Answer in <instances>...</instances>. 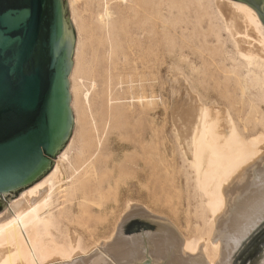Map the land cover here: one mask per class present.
Returning a JSON list of instances; mask_svg holds the SVG:
<instances>
[{
	"label": "bare ground",
	"instance_id": "1",
	"mask_svg": "<svg viewBox=\"0 0 264 264\" xmlns=\"http://www.w3.org/2000/svg\"><path fill=\"white\" fill-rule=\"evenodd\" d=\"M92 1L93 0H91V2ZM103 1H105V0H102V2ZM112 1H114L116 5L126 7V9L128 10L129 16L128 17L126 16V19L128 18V20H127L128 22L126 21V23L130 22V27L128 26V24L127 25L125 24V26H128V28H130V29H126L124 26H118L117 27L118 30L116 32H113V30L115 29L117 24L115 25L116 21H115V19H113L112 9L109 7V5L104 7L101 13H99V14L97 13L98 14L97 18L101 24H102V22H104L103 25H99V26L100 27L104 26L103 30L106 29L107 32L109 33V35H106V33H105V35L109 36V38H110L109 40L111 42L115 39V37L117 35H120V36L127 35L128 31L131 32L129 35L134 33L136 36H138L140 38L146 37L147 39H149V37L151 35H153V33L155 35V31L157 29L165 26V25H163V22H164V20H166L167 14L173 13L169 8L166 7L165 0H112ZM187 1H188L187 5L185 4L186 6H184L186 11L190 10L191 5H195L194 17L193 18L190 17L191 19H193V21H195V24L199 21V18H204V21H203L204 25H202L201 27L205 28V29L206 28L209 29V32L206 29L207 32L205 35H207V36L212 35L213 36V39H210V41L208 40V42L209 43L210 42L211 43H213V42L217 43V45L216 44L214 45L216 47L220 43L221 46L223 47V50L221 52L222 56H220L217 59V63L222 64L220 67L222 69H225L226 73L230 72L232 74V77H227V78H229V79L233 78V81H234L233 83H234V86H236L237 94L240 95L241 97L245 98L246 100L250 101L251 105H254L253 107L255 109L261 111L264 115V25L261 22L257 12L247 3H244L242 1H237V0H187ZM68 3H69V1H68ZM86 5H87V3H86ZM153 7H156V9H154ZM84 11H85V9H84ZM88 11L89 10H87L86 12H88ZM181 12L183 13V11H181ZM123 13H121V14H123ZM180 13H178V16ZM82 14H84V13H82ZM121 14L119 13V16ZM155 18H159V21L155 22L154 25H152L154 20H156ZM170 18H171V16H170ZM180 18H182V17H180ZM82 19H80L79 24H80V22H81V24L83 22H85V21H83L85 19H83V20ZM126 19L122 18V20H126ZM189 19H187V22ZM73 22H74V24L76 23L75 18H74ZM181 22H184V21H181ZM88 23L90 24L89 26L93 25V24H91V22H88ZM84 25H86V24H84ZM84 25L80 28H85ZM78 26H80V25H78ZM89 26H87V28H89ZM92 27H94V25ZM80 28H79V30H81ZM193 28H195V27H193ZM81 33H83V32L81 31ZM84 33H83V35H84ZM87 33L88 32L86 31V35L88 36L89 34H87ZM134 34H133V36H134ZM78 36H81V35H78ZM97 36H100V35H97ZM90 37H92L91 34H90ZM93 37H96V35L94 34ZM129 37H131V36H129ZM86 39H87V37H86ZM99 39L97 38V40H99ZM117 39L118 38H116V40ZM121 39H118V40H121ZM136 39L138 40L137 37L135 38V40ZM75 40H76V38H75ZM97 40H95V41L93 40V42H97ZM101 40H104V39L101 38L100 41ZM129 40H130V38H129ZM204 40H205V38H204ZM88 41L91 42L90 40H88ZM120 43H121V41L119 42V46H120ZM138 43H139V41H138ZM97 44H99V43H97ZM111 44H110V49H113L115 52L116 49H114L115 47L112 48ZM121 44L123 46V42ZM139 44L133 43L132 44L133 46H129V49L131 50L130 53L132 55V58L134 60H137V61H139V58L141 57V55H143V53L144 54L146 53V50L144 52H142L143 50L141 49ZM206 44H207V42H206ZM148 45L150 46V44H148ZM96 46L97 45H95L94 48H96ZM122 46H121V48H122ZM146 46H147V44H146ZM146 46H145V48H146ZM81 48H84V46H82V44L78 43V44L74 45L73 51H72L73 52V63H72L70 74H69V91H70L71 95L75 91V85H76L75 81L79 80V82H81V80L83 79V77L81 80L79 79L81 74L78 73L79 71H81L80 70L81 66H79L78 64L82 65L81 62L84 63V61H80L78 63V56H79V53L81 52ZM91 48H92V46H91ZM86 49H87V47H86ZM93 50H92V52H93ZM119 51H117V52H119ZM92 52H91V55H92ZM100 52H101V49H100ZM110 52H112V51H110ZM110 52H108V54H111V56H112V53H110ZM94 53H95V51H94ZM83 54L84 53H82V55ZM97 54H98V52H97ZM115 54H116V52H115ZM115 54H114V56H115ZM102 55H104V52ZM119 55H120V53H119ZM175 55H176V57H178L180 59V61H182L181 58H182V56H184V51L182 49L181 50L179 49L175 52ZM89 56H90V54H89ZM97 56H99V54ZM111 56L107 55L106 58L111 57ZM153 56H154V54H153ZM208 56H210V55H208ZM92 57H94V56H92ZM112 58H114V57L112 56L110 58V60H112ZM120 58L117 57V59H120ZM148 58H149V56H148ZM199 58H200V60H198V58H195V66L198 65V63H201L204 65L205 61L207 60V59H205V57L201 58L199 56ZM81 59H84V58H80V60ZM92 60H94V58L89 59V61H92ZM97 60H98V58H97ZM107 60H109V59H107ZM117 61L120 62L119 60H117ZM86 62H87V60H86ZM118 62H117V64H118ZM87 63H89V62H87ZM94 63L96 65V62H94ZM94 63H92V64H94ZM107 63H109V62H107ZM139 63H140L139 65L141 67H143V66L149 67L150 60L148 59L147 61H142V62L139 61ZM89 64H88V67H89ZM92 64L90 66H92ZM115 64L116 63H113V65H115ZM123 64H119V65L123 66ZM77 66H79V67H77ZM192 66L193 65H191V67ZM84 67H85V65H84ZM86 67H87V65H86ZM86 67H85V71H86ZM88 67H87V69H88ZM108 67H110V66H108ZM77 68H78L77 73L79 75L78 77L76 76ZM91 69H92V67H91ZM94 69H95V67H94ZM102 69H103V67H102ZM117 69H119V67H117ZM137 69H138V67H137ZM82 70H84L83 67H82ZM95 70L97 71L99 69H97V67H96ZM105 70L108 71V73L111 71L110 69H108V70L105 69ZM220 70H218V71H220ZM223 72H224V70H223ZM102 73H104V71ZM108 73H106V75H103V74H101V75L107 77ZM89 75L91 76V74H89ZM89 75L87 74L88 77H90ZM94 75H96V74H94ZM113 75L111 74V77ZM117 75L118 74L115 73V75L113 77H115ZM228 76H230V75H228ZM105 77L103 79H105ZM141 77H142V75H141ZM85 79H87L86 76H85ZM111 79L113 82V78H111ZM114 79H117V77ZM145 79H143V80H145ZM204 79L207 81L208 78H204ZM88 80H87V82H88ZM125 80L127 82H129L127 80V78ZM139 80L140 79H138V81ZM224 80H226V78H224ZM91 81L92 80H90L89 82L92 85H95L92 83V82L95 83V81L94 80L92 82ZM106 81H103V82L106 83ZM181 81H182L181 78L180 79L175 78V79H171L170 83H171V85H172V83H173V85L175 83H177L178 87H179L182 85V83L185 82L184 80H183L184 82H181ZM179 83H181V85H179ZM79 84H81V83H79ZM141 84H140V86H141ZM113 85H115L114 82H113ZM116 85L114 87H116ZM136 85H138V84H136ZM146 85H147V82H146ZM85 86L83 83L82 88H84ZM125 86H128V85H125ZM107 87L108 86H105V88H107ZM128 87H130V86H128ZM105 88L103 90H106ZM111 88H112V86H111ZM125 88L123 86L122 89L124 90ZM175 88H177V87H174V89ZM85 89H87V88L85 87ZM85 89H83V90H85ZM89 89H91L90 86H89ZM112 89H113V91L115 90L114 88H112ZM101 90H102V88H101ZM139 90H140V88H139ZM179 90H181V89H179ZM107 91H108V89H107ZM113 91L111 90L112 93H113ZM124 91H126V90H124ZM129 91H130V89H129ZM175 91H176V89H175ZM81 92H82V90H81ZM83 92H82V96L84 95V97H81V98H85L86 102H87V94L88 93L84 92V94H83ZM119 92H121V90ZM91 93H92V91H91ZM115 93H116V91H115ZM92 95H93L92 99L94 98V100H95L96 99L94 97L95 92ZM138 95H139V93H138ZM112 96H113V94H112ZM75 97L76 96H74V100H75ZM120 97L121 96H118L117 99H120ZM108 98L109 97H107V99ZM92 99L90 101H92ZM124 99H125V95H124ZM179 99H180V96L177 100H179ZM181 99H182V97H181ZM183 99H184V97H183ZM185 99H187V98H185ZM199 100H200V102H199ZM77 101L78 100H75L74 102L77 103ZM120 101H122V100L120 99ZM120 101H119V103H120ZM124 101L126 104L127 103L126 100H124ZM124 101L121 102L122 105H124ZM136 101H138V100H136ZM92 102H90V103L92 104ZM110 102L113 103L114 101L113 102L110 101ZM115 102H117V101H115ZM178 102H180V101H178ZM90 103H87V104H90ZM93 103H95V102H93ZM183 103L181 101L179 104L182 105ZM84 104H82V106ZM108 104H109V102H108ZM70 105H71V108L73 110L74 108H73V102L72 101L70 102ZM92 105H90V106H92ZM127 105H128V103L126 104V107H127ZM130 105H132L131 100H130ZM79 106H80V104H79ZM87 106H89V105H87ZM87 106H85V107H87ZM212 106L209 107V106L205 105L204 103H201V99L199 98V96L198 95L195 96V124L193 125V128H192V131H191V134H190L188 141L185 142V145L182 143L183 144L182 149L179 148L180 154L183 153V155H186L185 156V162L183 161L182 163H184V164L186 163L185 167H186L187 171H185V172H186L188 180L191 182L190 188L192 189L193 195L195 196L196 206H197V209L199 211V216L202 220V225L206 229V234H207L206 236H203V237L202 236H189V237L180 236L177 234V232L174 231L173 227L169 223V220H167L166 217H162V216L158 217V219L160 221H157V223L156 222L154 223L155 225H153L152 231L151 230L141 231L140 233H138L136 235H126L125 234L126 226H127L128 221L131 218L139 217V218H152V219H154V217H155V215L154 216L151 215V212L149 213V211H147V209H144L145 207L137 206V204L135 205L133 203L132 199L131 198L129 199L127 197V199L125 201V205H124V211L121 213V215L119 217V221L116 224L117 226L112 231V233L109 236L102 238L100 240H96V241L93 240L94 244L91 247H87V245H85V243L83 241L84 238H81V236L79 235L78 232H77L78 234H75L74 231L70 232L69 230H65L62 228L61 223H63V222L61 221V223H60V218H61L62 214L64 213L63 212L64 210H62V209H57L56 211L54 210V207L58 202V196L60 195V193H62L61 195H64V197H67L66 198L67 200L72 201L73 199H76V197H77L76 194L79 191H81L79 193L80 194L79 200L78 199H77L78 201L76 200L77 201L76 207L78 208V210L73 209L76 212L78 211L79 212L78 214H80V215H82V214L87 215V216L93 215L94 214L93 212H95V210L93 209L94 207H96V209H98L99 212H105V210L109 204H107V206H106L105 203L108 201H106L104 203V201L99 199L103 196V193H104L103 190H105L102 187H100L101 185H99V183H100L99 181L102 179V177H100L101 176L100 173H102V171L99 173L100 176H98V179L100 178L99 181L97 180L99 182V183H97L98 185L93 184L94 186H92V188H91V186L86 185V183H84L85 181L83 180V178H85L87 176V174H89L90 171L92 170L89 160L91 158H94V159L96 158V160H97V157H95V156L93 157V155L95 154L96 151L90 152L91 153L90 159H89V156L84 155L88 159L87 158L81 159V156H79L80 159L78 161L74 160V162H76V163H74L71 160V157L69 156V152H70V149L72 147L71 144L73 143V139L69 138L71 140L70 141L68 140L69 143L66 144V146H63L64 147V148H62L63 150L61 152H59L57 159L54 160L53 165L48 170V172L46 174H44L41 178H39L38 180L33 182L32 184H30L28 187L21 190L18 194L19 196L12 201L10 200L9 204L7 203L8 206L4 209L3 212L0 213V264H133V263H135V262L137 263V261H139V260L141 261L143 259L148 260L150 263L155 262L157 264L158 263L159 264H228L229 259H230L229 251L231 248H234L235 246L234 247L225 246L224 248H222L223 250L221 252L220 251L221 246H220V242L218 240L219 233H220V231H223V225H225L226 228H230L232 233H235L234 236L235 235L240 236V235H242L243 231H245V228L247 227V225H252L259 218V216L262 215V213L264 212V169L260 171L261 176L256 178L255 181L248 183V182H245V179H244L240 183L244 187L246 186L249 190H251V192L257 194V197H256L257 200L255 202L256 204H253V205L247 204L246 205L244 203L234 201L232 197L226 198V196H227L226 192H228V189L229 188L231 189V187H228L229 184H227V186H225V183L233 176V174L244 163H246L249 160V157L251 159V157L253 155H255V156L258 155L260 157L258 159V161L264 162L263 161L264 160V154L262 155V153L264 152V146L258 147L259 144L262 141H264V133H261V134L258 133L257 135L250 137L247 140H242L239 133H238L237 126H236V124H235V122L231 116L230 111L228 109H226L225 107H223L224 108L223 110H219L218 108L217 109L215 108L216 105H215V107L213 106L215 109ZM217 106H219V105H217ZM76 107L78 109V105ZM95 107H96V105H95ZM100 107H102V106H100ZM112 107H114V106H112ZM112 107L110 109V112L112 110ZM126 107H125V109H126ZM97 108H98V105H97L96 109ZM93 109L95 110V108H93ZM99 109L100 108H98L97 110H99ZM179 109H180L179 111L181 112L182 116L187 115V110L185 111V109L182 107ZM97 110H96V112H97ZM107 110L109 111V109H107ZM126 110H122V111L126 112ZM129 110L131 111V109H129ZM86 111L89 112L90 110L87 109ZM86 111L85 112L83 111L82 113H80V110H79V113L83 117H86V116H88L87 115L88 112H86ZM179 111H177V112H179ZM92 112H93V110H92ZM99 112H97V113H99ZM83 113L86 115L84 116ZM103 114L105 115V113H103ZM80 115L78 118L79 120H80V117L82 118V116H80ZM102 115H99L100 118H102L101 117ZM90 116H91V114H90ZM96 116L98 118V115H96ZM96 116H94V118L90 117V120L96 119L95 118ZM178 116H179V114H178ZM73 117H74L73 122L76 123L77 117H75V116H73ZM86 118H88V117H86ZM127 118H128V115H127ZM140 118L141 117H139V119ZM82 119L84 120L85 118H82ZM103 119H104V123H105V121H106L105 117ZM83 120H80L79 122L81 123V121H83ZM139 121L137 120V122H139ZM112 122H114V121L112 120ZM90 125H87V126L90 127ZM95 125H96V123H95ZM110 125L108 128H110ZM126 125H127V122H126ZM134 125L139 126V124H137V123ZM134 125L131 124L132 127H134ZM91 126L93 128V126H94L93 123ZM81 127H82V125H81ZM92 128H89L90 129L89 132L92 131ZM86 129L89 130L88 127ZM105 129H106V127H105ZM139 129L141 130L140 127H139ZM139 129H138V131H139ZM81 131L82 130H79L81 135H83ZM85 132L88 133L87 135H89L88 131L85 130ZM94 132H96V130ZM101 132H103V131H101ZM174 132L175 131H173V133ZM135 134H136V132H135ZM174 134H176V136H177L178 133L176 132ZM136 135H138V134H136ZM134 136H132V139L134 138ZM84 137L85 136H81L80 140L83 139ZM102 137L106 138V134H105V136L102 134ZM117 137L114 136V138H116V139H117ZM118 138H120V140L124 139L122 136H119ZM90 139H92L91 136L89 139H87V141L91 142L94 140V139L93 140H90ZM100 139L102 140V138H100ZM101 140H99L97 138L96 139L97 143L94 140L96 147L100 145L99 143H101ZM87 141L84 142L85 145H83V144L81 145L83 148L78 151L77 155H83V152L87 151L86 149H89V146H87ZM104 141H106V140H104ZM144 141H145V139H144ZM116 142H117V140H116ZM178 142H179V140H178ZM76 143H77V141H76ZM91 143H92V145H94L93 142H91ZM102 143H103V141H102ZM179 144H181V143H179ZM92 145L90 144V146H92ZM101 145H103V144H101ZM108 145H109V143H108ZM131 146H132V144H131ZM112 147L113 146H111V148ZM90 148L92 149V147H90ZM97 148H99V147H97ZM133 148L131 150H133ZM91 149H89V150H91ZM107 149H109V148L107 147ZM127 149H129V148H127ZM183 149H184V152L182 151ZM131 150H128V151H131ZM122 151L124 152V150H122ZM128 151H127V153H129ZM131 153L132 152H130V154ZM70 155H71V153H70ZM101 155H104V152ZM97 156H98V154H97ZM105 156H107V155L100 156V158L101 157L105 158ZM108 156H109V154H108ZM111 156H110V158H111ZM129 156H124V158L129 157ZM131 157H133V155ZM82 158H84V157H82ZM98 159H99V157H98ZM111 160H112V158H111ZM107 161H108V159H107ZM93 162H91V164ZM64 163H66V166L71 171V172H69L70 174H68V175H66L63 172ZM115 164H117V162ZM118 165H120V164L118 163L116 166H118ZM121 165H123V162H121ZM113 167H114V165H113ZM125 167H126V165H125ZM125 167H123V168H125ZM97 168H98V166H97ZM105 168H106V166H105ZM65 169L67 171V168H65ZM106 169L104 171H106ZM111 169L112 168H110V170ZM120 169H122V168L120 167ZM115 170L114 171L112 170V171L115 172ZM95 171H94V173H95ZM105 173L109 174L110 173L109 169ZM244 174L245 173H242L241 178H240V176H237V178L243 179L245 177V175L247 176L248 173L245 175ZM103 176H105V175H103ZM95 177H97V174ZM88 178H89V176H88ZM90 179H91V177H90ZM95 180H96V178H95ZM85 185L87 186V188L85 187ZM114 188H116V187H114ZM112 192L114 195V190ZM104 194H106V192ZM93 196L96 197L97 199H99L98 202H95V206L92 204V202H94ZM117 198H118V196H116L115 201H117ZM119 200H122V199L118 198V201ZM113 201H114V199H113ZM60 205H62L61 202H60ZM110 205H109V207H110ZM115 205H117V204H115ZM115 205H114V207H115ZM62 207H64V206H62ZM68 210L69 211H67V212H73V210L71 208H68ZM110 212L112 213V211H110ZM108 216H110V215H108ZM103 218H105V217H103ZM64 219H66V218H64ZM109 219H112V218H109ZM97 220L98 219H96V222H97ZM106 220H107V218H106ZM155 220H157V217L155 218ZM102 222H103V220L98 222V225H99V223L101 224ZM109 223H110V221H109ZM105 224H106V222H105ZM104 226H106V225H104ZM99 227H101V226H99ZM76 231H78V230H76ZM82 231L84 232V230H82ZM100 235H101V231H100ZM85 236L87 237V235H85ZM91 239L92 238H90V241H91ZM260 264H264V257H263V259H261Z\"/></svg>",
	"mask_w": 264,
	"mask_h": 264
},
{
	"label": "rangeland",
	"instance_id": "2",
	"mask_svg": "<svg viewBox=\"0 0 264 264\" xmlns=\"http://www.w3.org/2000/svg\"><path fill=\"white\" fill-rule=\"evenodd\" d=\"M66 1H67L68 10H69L68 18L70 19L72 25L74 24V22H73L74 18L76 19V23L74 24L75 26L73 25L74 32L76 33L75 37H74L73 47L75 44H78V43L82 44V46H84V48H81V52H80L81 54L79 53L80 57L78 56V63L80 61H84V63L81 62L82 65L78 64L79 66H81V69H80L81 71L78 72V68L76 71V76L78 77L79 76L78 73H79V74H81L79 79L81 80L83 77L84 80L82 79L83 81L81 80V82H79V80H76L75 81V84H76L75 85V91L73 92L72 95L70 94L71 100H69V104L72 101L73 102V108H74L73 110L71 108L72 119L74 118L73 116L77 117V122L72 123V127H71L69 137H68L66 143L64 144V146H66V144H68L69 141L71 139H73V143L71 144L72 147H71L70 152H69V156L71 157V160L73 162H74V160L78 161L80 159L79 156H81V159H86L87 157H85V156H89V159H90V155H91L90 152L96 151L95 154L93 155V157L94 156L97 157V160H96V158L95 159L91 158L89 160L92 170L90 171L89 174H87V176L85 175L86 177L84 176L86 179L83 178V180L85 181L84 183H86V185L91 186V188H92V186H94L93 184H97L100 182L99 183V185H101L100 187L105 189V190H103V192L104 193L106 192L107 195L103 193V196H102L103 198L101 197L99 199L104 201V203L106 201H108L105 203L106 206H107V204H109V205L111 204V205H110V207H109V205L107 206L108 209L106 208L105 212H99L98 209H96V207H94L93 209L95 210V212H93L94 213L93 215H91V216H87L84 214L80 215V214H78L79 213L78 211L76 212L74 210H76V209L78 210V208L76 207V203L80 198L79 193L81 191H79L76 194V196H77L76 199H73L72 201L67 200L66 199L67 197H64V195H61L62 193H60V195H59L60 197L58 196V202L55 205L56 208L54 207V210L55 211L57 209L64 210L63 211L64 213L62 214V216L60 218V223H61V221L63 222V223H61L62 228L65 230H69L70 232L74 231L75 234L79 233L81 238H84L83 241H84L85 245H87V247H91L94 244V241L100 240L102 238L109 236L112 233V231L115 229V227L117 226L116 224L119 221V217H120L121 213L124 211L125 201L128 197L129 199L130 198L132 199V201L135 205L137 204V206L145 207L144 209H147V211H149V213L151 212V215H153V216L155 215V217H154V219H152V218H139V217L131 218L128 221L127 226H126V232H125L126 235H136V234L140 233L141 231H149V230L152 231L153 225H155L154 223L155 222L157 223V221H160L158 219V217L162 216V217H166L167 220H169V223L173 227L174 231L177 232V234L180 236H183V237H189V236H202L203 237V236H206L207 235L206 229L202 225V220L199 216V211H198L197 206H196L195 196L193 195V191L190 188L191 182L188 180L186 172H185V171H187V169L185 167L186 163L185 164L182 163L183 161L185 162V156L186 155H183V153L180 154V149H182L183 144L185 145V142L188 141L190 134H191V131H192V128H193V125L195 124V96L198 95L199 98L201 99V103H204L205 105H207L209 107L212 105L215 107V105H216V107H215L216 109L218 108L219 110H223L224 109L223 107L228 109L231 113V116H232L236 126H237L238 133H239L242 140H247L250 137L257 135L258 133L259 134L264 133V115H263V113L261 111L255 109L253 107L254 105H251L250 101L246 100L245 98H243L237 94V89H236V86H234L233 78H230V79L227 78V77H232V74L230 72L226 73L225 69H222L220 67L222 64L217 63V59L220 56H222L221 52L223 50V47L221 46V44L219 42L218 43L220 45L218 44L217 47L214 46L215 44L217 45V43H215V42L209 43L208 42V40L210 41V39H213V36L208 35L209 36L208 37L207 35H205L207 30L209 32V29L206 28L207 29L206 30L205 28L201 27L202 25H204V23H203L204 18H199V21L197 22L198 24L197 23L195 24V21H193V19L190 18V17H192V18L194 17L195 5H191L190 10L186 11L184 6L187 5V3H188L187 0L186 1L185 0H165L166 7L169 8L174 14L173 13L167 14L166 20H164V22H163V25H165V26L157 29L155 31V35L153 33V35H151L149 37V39H147L146 37L140 38L133 33L135 36L134 37L133 34L129 35L131 32L128 31L127 35H124V36L117 35L116 37L114 36L115 39L112 41L113 43L109 40L110 39L109 36H106V35H109V33L107 32L106 29H105L106 31L103 30L104 26H101V27L99 26V25H103L104 22H102V24H101L98 21V18H97L98 14L102 12L104 7L109 5V7L112 9V12H113V19H115V21H116L115 25L117 24L115 29L113 30V32H116L118 30L117 29L118 26H124L126 29H130V28H128V26L130 27V22L126 23V21L128 20V18L126 19V16L127 17L129 16V14H128L129 12L126 9V7L116 5L115 2L112 0H108L109 2L107 0H105L103 2H102V0H93L92 2H91V0H73V1L72 0H66ZM68 1H69V3H68ZM86 3H87V5H86ZM83 8L85 9V11ZM153 8L156 9V7H153ZM87 10H89V11L86 12ZM181 11H183V13ZM177 12L178 13L181 12L179 14V16L182 18H180L178 16ZM82 13H84V14H82ZM119 13L120 14L123 13V14H121L119 16ZM170 16H171V18H170ZM121 17L123 19H126V20H122ZM82 18L85 20H83ZM80 19L85 21L83 23L86 25H84L83 23L81 24V22L79 24ZM155 19L156 20H154L152 25H154L155 22L159 21V18H155ZM187 19H189L188 22H187ZM181 21H184V22H181ZM88 22H91V24H93L94 27H92L93 25L89 26L90 24ZM125 24L126 25L128 24V26H125ZM78 25H80V26H78ZM83 25L85 28H80ZM87 26H89V28L90 27L91 28L89 29V28H87ZM193 27H195V28H193ZM79 28L81 30H79ZM81 31L83 33L85 32L84 33L85 36L83 35V33H81ZM86 31L88 32L87 34H89L88 36L86 35ZM93 33L96 35V37H93V35H94ZM105 33H106V35H105ZM90 34L92 37H90ZM78 35H81V36H78ZM97 35H100V36H97ZM129 36H131V37H129ZM86 37H87V39H86ZM136 37L138 38V40L137 39L135 40ZM75 38H76V40H75ZM97 38L98 39L102 38L104 40L100 41V39L97 40ZM116 38H118V39L122 38V39L116 40ZM129 38H130V40H129ZM204 38H205V40H204ZM88 40H90L91 42H89ZM93 40L94 41L97 40V42H93ZM120 41H121V43L123 42V46L121 43L119 46ZM138 41L141 45L138 43ZM144 42L147 44V46ZM206 42L208 45L206 44ZM97 43H99V44H97ZM109 43L110 44L112 43L111 44L112 48L115 47L114 49H116L115 52L118 56L115 54L113 49H110ZM133 43L139 44V46L143 50L142 52H144L146 50V53L145 54L143 53V55H141V57L139 58V61L142 62V61H147L149 59L150 60L149 67L148 66L141 67L139 65L140 64L139 61L134 60L132 58V55L130 53L131 50L129 49V46H133L132 45ZM148 44H150V46L151 45L152 46L150 47ZM95 45H97L96 46L97 49L94 48ZM91 46H92V48H91ZM121 46H122V48H121ZM145 46H146V48H145ZM86 47H87V49H86ZM100 49H101V52H100ZM179 49L180 50L182 49L184 51V56H182V58H181L182 61H180V59L178 57H176V55H175V52ZM92 50H93V52H92ZM94 51H95V53H94ZM110 51H112V52H110ZM117 51H119V52H117ZM91 52H92V55H91ZM97 52H98L99 56H97L98 55ZM103 52H104V55H102ZM108 52L112 53V56L114 57V58H112V60H110V58L112 56H111V54H108ZM82 53H84V54L82 55ZM119 53H120V55H119ZM89 54L91 57L89 56ZM106 54L108 56L110 55L111 57L106 58V56H107ZM114 54H115V56H114ZM153 54H154V56H153ZM208 55H210V56H208ZM92 56H94V57H92ZM116 56L119 58L121 57V58L117 59ZM148 56H149V58H148ZM199 56L201 58L205 57V59H207V60L205 61L204 65L201 63H198V65L195 66V58H198V60H200ZM80 58H84L85 60L84 59L80 60ZM90 58L91 59L94 58L95 61L94 60L89 61ZM97 58H98V60H97ZM71 59L73 61V52L71 55ZM107 59H109V60H107ZM86 60H87V62H89V63L91 62V63L90 64L87 63ZM117 60H119L120 62H118ZM94 62H96V65ZM107 62H109V63H107ZM117 62H118V64H117ZM92 63H94V64H92ZM113 63H116V64L113 65ZM83 64L85 65V67H86V65L88 67V64H89L88 69L86 67V71H85V67ZM91 64H92V66H90ZM119 64H123L124 67L120 66ZM191 65H193L194 67L193 66L191 67ZM79 66H77V67H79ZM108 66H110V67H108ZM82 67L84 70H82ZM91 67H92V69H91ZM94 67H95V69L97 67V69H99L101 72L99 70L96 71L94 69ZM102 67H103V69H102ZM117 67H119V69H117ZM137 67H138V69H137ZM105 69H107V70L110 69L111 71L110 70L109 71L111 73L110 72L108 73V71H106ZM70 70H71V68H70ZM218 70H220V71H218ZM223 70H224V72H223ZM103 71H104V73H102ZM105 72L108 73L107 75L109 77L103 76V75H106ZM86 73L88 75L91 74V76L89 75L90 77H88ZM115 73H117L118 75L113 77L115 75ZM69 74H70V71H69ZM69 74H68V80H69ZM92 74L93 75L96 74V75L93 76ZM101 74H103V75H101ZM111 74L112 75L114 74V75L111 77ZM141 75L143 78L141 77ZM228 75H230V76H228ZM85 76L87 77V79H85ZM104 77H105V79H103ZM116 77H117V79H114ZM203 77L208 78L209 80L207 79V81H206ZM111 78H113L114 84L115 85L117 84L116 87H114L115 85H113ZM124 78L125 79L127 78V80L129 82H127ZM137 78L140 80L138 81ZM175 78H177V79L181 78V80H182L181 82H184V81L185 82L182 83V85H181V83H179V85H181L179 87H178L177 83L174 84L175 86L173 85V83L171 85L170 80L175 79ZM224 78H226V80H224ZM143 79H145V80H143ZM87 80H88V82L90 80H92V81L94 80L95 83L92 81L91 82L95 85H92L90 82L88 83ZM103 81H106V83H104ZM145 81L147 82V85H146ZM78 82L81 83L82 85L79 84ZM83 83H84V86L86 85L85 87L87 89H85V87L82 88ZM136 84H138V85H136ZM140 84H141V86H140ZM125 85H128L130 87L125 86ZM89 86L92 90L89 89ZM105 86H108V87L105 88ZM111 86H112V88L115 89L114 91L111 88ZM123 86H124V88L126 87L124 89L126 91H124L122 89ZM68 87H69V83H68ZM174 87H177V88H175L176 91H175ZM101 88H102V90H101ZM104 88L106 90H103ZM139 88H140V90H139ZM83 89H85V90H83ZM107 89H108V91H107ZM129 89H130V91H129ZM179 89H181V90H179ZM81 90H82V92L84 91V92L88 93L87 94V102H86L85 98H81V97H84V95L82 96ZM111 90L113 91V93L111 92ZM120 90H121V92H119ZM91 91H92V93H91ZM115 91H116V93H115ZM84 92H83V94H84ZM94 92L96 95V96L94 95V97L96 98L95 100H94V98L92 99V96H93L92 94ZM138 93H139V95H138ZM112 94H113V96H112ZM117 95L121 96L120 99L122 101H120V99H117V97H118ZM124 95H125V99H124ZM74 96H76L75 100H78L77 103L74 102L75 101ZM179 96H180V99L177 100L179 98ZM107 97H109V98L107 99ZM181 97H182V99H181ZM183 97H184V99H183ZM90 98L95 103L90 101L91 100ZM185 98H187V99H185ZM124 100H126V102L128 103L127 107H126L127 103L125 104ZM130 100H131L132 105H130ZM136 100H138V101H136ZM110 101H112V102L114 101V102L111 103ZM115 101H117V102H115ZM119 101H120V103H119ZM123 101H124L125 106L121 104V102H123ZM178 101H180V102L182 101V103L183 102L184 103L181 105V104H179L180 102H178ZM90 102H92L93 105ZM108 102H109V104H108ZM199 102H200V100H199ZM87 103H90V104H87ZM79 104H80V106H79ZM82 104H84L85 106H87V105H89V106H87L88 107L87 108L84 105L82 106ZM94 104L96 105V107L98 105V108H100V109L97 110L98 108L96 109ZM77 105H78V109L76 107ZM90 105H92V106H90ZM217 105H219V106H217ZM100 106H102V107H100ZM112 106H114V107H112ZM70 107H71V105H70ZM92 107L95 108V110ZM111 107H112V110L110 112ZM125 107L128 111L125 109ZM181 107L184 108L185 111L187 110V115L182 116L181 112L179 111L180 110L179 108H181ZM106 108L109 109V111ZM87 109H89L90 111L89 112L86 111ZM129 109H131V111ZM79 110H80V113H82L83 111L88 112V114H87L88 116H86L88 118L80 115ZM92 110L94 113L92 112ZM96 110H97V112L100 111L99 112L100 114L97 113ZM122 110H126V112L122 111ZM177 111H179V112H177ZM103 113H105V115ZM90 114H91V116L92 115L93 116L91 117ZM178 114H179V116H178ZM79 115L82 116V118H85L83 120L80 117V120H83V121H81L82 124L79 122L80 121L78 119ZM85 115L86 114H84V116ZM96 115H98V118ZM99 115H102L101 116L102 118H100ZM127 115H128V118H127ZM94 116H96L95 117L96 119L90 120V117L94 118ZM104 117L106 119L105 123H104V119H103ZM139 117H141V118L139 119ZM112 120L114 122H112ZM137 120L138 121L140 120V121L137 122ZM91 122L94 125L93 128L91 126L92 125ZM126 122H127V125H126ZM95 123H96V125H95ZM136 123L139 124V126L134 125ZM131 124L134 125V127H132ZM81 125H82V127H81ZM87 125H90V127ZM109 125H110V128H108ZM86 126L88 127V129L92 128L93 132L92 131L89 132L90 129L87 130ZM105 127H106V129H105ZM139 127L141 128V130L139 129ZM138 129H139V131H138ZM79 130H82L81 132L83 135H81ZM85 130L89 132V135H87L88 133H86ZM95 130L97 133L94 132ZM101 131H103V132H101ZM173 131H175L174 133H176V132L178 133L177 136L179 138L176 136V134L173 133ZM135 132L138 135L140 134L139 135L140 137L138 135H136ZM102 134L104 136L106 134V138L102 137ZM118 135L122 136L124 139L121 138L122 140H120V138H118L119 137ZM81 136H85L83 138L84 140L83 139L80 140ZM90 136L92 137V139H90V140L94 139L95 141L97 138L99 140H101L100 138H102L101 143H99L100 145L97 146L99 148L96 147L94 140L91 141L94 143V145H92L91 142L87 141V139H89ZM114 136L115 137L118 136L117 139L114 138ZM132 136H134L133 139H132ZM69 138H71V139H69ZM115 139L117 140V142ZM144 139H145V141H144ZM104 140H106V141H104ZM178 140H179V142H178ZM76 141H77V143H76ZM86 141H87V146H89V149H91L90 147H92V149L91 150L86 149L87 151L83 152V155H77L78 151L83 148L81 145L82 144L85 145L84 142H86ZM97 141H96V143H97ZM102 141H103V143H102ZM108 143H109V145H108ZM179 143H181V144H179ZM90 144L92 146H90ZM101 144H103V145H101ZM131 144H132V146H131ZM110 145L113 147L111 148ZM263 146H264V141H262L258 147H263ZM107 147L110 150L107 149ZM62 148H64V147H62ZM62 148L56 153V155L51 160V167L53 165L54 160L57 159L59 152H61L63 150ZM127 148H129V149H127ZM132 148H133V150H131ZM122 150H124V152ZM128 150H131V151H128ZM127 151L129 153H127ZM182 151L184 152V149ZM103 152H104V155H107V156H105V158L104 157L100 158V156H104V155H101V154H103ZM130 152H132L131 154L133 155V157H131L132 155L130 154ZM70 153H71V155H70ZM97 154H98V156H97ZM108 154H109V156H108ZM263 154H264V152L262 153V155ZM110 156H111L112 160H111ZM124 156H129V157H125L126 158L125 159ZM254 156L255 155H253L251 157V159L249 157V160L246 163H244L233 174V176L225 183V186H227V184H229L228 187H231V189L229 188L228 192H226V194H227L226 198L232 197L234 201L244 203L246 205L247 204L248 205L256 204L255 202L257 200V198H256L257 194L251 192V190H249L246 186L244 187L242 184H240L241 181L244 179H245V182L250 183L252 181H255V179L258 178L259 176H261L260 171L264 169V162L258 161V159L260 158L258 155H256L257 157L256 156L254 157ZM82 157H84V158H82ZM98 157H99V159H98ZM106 158L108 159V161ZM91 162H93V163L91 164ZM116 162H117V164L119 163L120 165H121V162H123V165H121V166L118 165L119 166L118 167V166H116L117 164H115ZM74 163H76V162H74ZM113 165H114V167H113ZM125 165L127 168L125 167ZM65 166H66V163H64L63 172L66 175H68V174H70L69 172H71V171L67 166L66 167ZM97 166H98V168H97ZM105 166L107 169L105 168ZM122 166L125 168H123ZM120 167L122 169H120ZM65 168H67V171ZM110 168H112V169L110 170ZM105 169H106V171H104ZM108 169H109L110 175L105 173L108 171ZM112 170L113 171L115 170V172H113ZM94 171H95V173H94ZM101 171H102V173H100ZM99 173L101 174V176ZM242 173H245V174L248 173V174H247V176L244 174L245 177L243 179L237 178V176H240V178H241ZM96 174H97V177H95ZM102 174L105 176H103ZM88 176H89V178H88ZM98 176L102 177V179L100 181H99L100 178L98 179ZM90 177H91V179H90ZM95 178H96V180H95ZM86 185H85V187L87 188ZM114 187H116V188H114ZM113 190H114V195L112 192ZM18 194L19 193H17L10 200L12 201V200L16 199L19 196ZM116 196H118V198H120L122 200L118 201V198H117V201H115ZM99 199L94 197V199H93L94 202H92V204L95 206V202H98ZM113 199H114V201H113ZM59 201L61 202L62 205H60ZM114 203L117 205H115ZM8 204H9V202H8ZM8 204L0 211V213L4 211V209L8 206ZM114 205H115V207H114ZM62 206H64V207H62ZM68 208H71L72 210L74 209L73 210L74 213L73 212H67V211H69ZM110 211H112V213ZM107 214L110 216H108ZM103 217H105V218H103ZM108 217L112 218V219H109ZM156 217H157V220H155ZM64 218H66V219H64ZM106 218H107V220H106ZM96 219H98L99 221L97 220V222H96ZM102 220H103V222L101 224L99 223V225H98V222H100ZM109 221H110V223H109ZM105 222H106V224H105ZM103 224L106 226H104ZM99 226H101V227H99ZM76 230H78V231H76ZM82 230H84V232ZM100 231H101V235H100ZM234 234L235 233H232L230 228H226V226L223 225V231H220L219 237H218V240H219L220 246H221L220 247L221 252L223 250L222 248H224L225 246H229V247L235 246L234 248H231L230 251L228 250L229 256H230L228 264H260L261 259H263V257H264V212L262 213V215L259 216V218L252 225H247V227L245 228V231H243L242 235H240V236L235 235L234 236ZM85 235H87V237ZM90 238H92L91 241H90ZM144 261H146V259H143L141 261L139 260V261H137V263L135 262L133 264H139L140 262L143 263ZM151 263L157 264L155 262H151Z\"/></svg>",
	"mask_w": 264,
	"mask_h": 264
},
{
	"label": "water",
	"instance_id": "3",
	"mask_svg": "<svg viewBox=\"0 0 264 264\" xmlns=\"http://www.w3.org/2000/svg\"><path fill=\"white\" fill-rule=\"evenodd\" d=\"M237 1L264 25V0ZM68 16L66 0H0V211L48 172L69 137Z\"/></svg>",
	"mask_w": 264,
	"mask_h": 264
}]
</instances>
